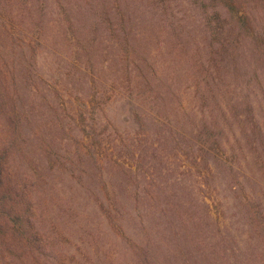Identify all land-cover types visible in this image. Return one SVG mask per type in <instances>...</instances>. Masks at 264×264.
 <instances>
[{"label": "rangeland", "instance_id": "rangeland-1", "mask_svg": "<svg viewBox=\"0 0 264 264\" xmlns=\"http://www.w3.org/2000/svg\"><path fill=\"white\" fill-rule=\"evenodd\" d=\"M239 2L46 0L33 56L0 32V264H264V0Z\"/></svg>", "mask_w": 264, "mask_h": 264}, {"label": "trees", "instance_id": "trees-1", "mask_svg": "<svg viewBox=\"0 0 264 264\" xmlns=\"http://www.w3.org/2000/svg\"><path fill=\"white\" fill-rule=\"evenodd\" d=\"M45 1L46 0H0V32H3L5 35H7V32L12 34L15 32L17 36H21L22 39L19 42L16 41L19 39L18 37L8 38L10 40L12 39V41L18 45L21 52L26 50L30 56H33L35 52L34 46L39 45L38 38L35 37V34L42 27H44V19H42V16L35 15L32 11H36L39 2ZM198 1L199 6L202 9L209 5H211L212 9H214L215 6L220 5L231 14H236L239 11V8H241L239 0H217L215 3H210L209 0ZM58 6L60 7V2H58ZM212 17L217 18V16H211L209 20L212 19ZM238 19L239 21L236 25H240L242 27H252L249 17L244 13V11L242 15L238 16ZM207 25L209 26L208 21ZM221 32L223 31L221 30ZM203 132L204 131H200V133ZM203 136L204 139L201 141L210 145L209 148H213L215 150L218 146L217 139L207 132H204ZM214 142H216L215 146H213ZM208 150L209 149L206 147L205 151L207 152ZM145 263L154 264L151 261H147V258H145Z\"/></svg>", "mask_w": 264, "mask_h": 264}]
</instances>
